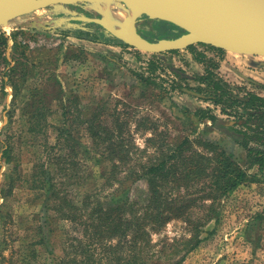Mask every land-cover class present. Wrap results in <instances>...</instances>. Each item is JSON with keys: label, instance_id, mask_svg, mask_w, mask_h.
I'll return each instance as SVG.
<instances>
[{"label": "rangeland", "instance_id": "1", "mask_svg": "<svg viewBox=\"0 0 264 264\" xmlns=\"http://www.w3.org/2000/svg\"><path fill=\"white\" fill-rule=\"evenodd\" d=\"M69 9L98 17L94 11L89 12L82 6ZM52 12L38 11L13 21L5 29L0 28V32L10 38L4 55L7 61L15 64L20 59L28 68L32 64L40 65L39 73L28 81L22 83L17 80L21 78L22 71L14 78L20 85L18 93L8 84L3 87L8 80L4 75L7 64L0 65V133H6L14 140L15 154L21 164L20 173H16L19 175L16 176L17 185L12 195H3L0 199V241L4 237L9 244L8 250L4 252L7 260L11 258L13 250L26 251L23 243L31 233L37 232V222L44 223L43 215L39 218L45 201L43 192L32 189L27 181L33 164L42 157V149L39 141L27 137L22 110L39 89L53 88L56 84L52 81L53 74L59 76L62 88L70 95L68 104H71V109L65 117L60 103L54 102L53 113L46 117L50 125L46 132L50 142L54 143L57 134L55 127L67 123L72 125V134L80 142L79 156L76 157L78 165L74 166L78 175L71 180H64L66 190L75 202H80L83 194L99 190L105 181L106 171L109 170V163L100 161V151L104 148L98 149L95 146L88 130L81 126L76 118L79 115L78 104L84 110L81 118H93L97 115L109 125L117 120L121 125L129 123V126H124L123 136L133 143V151H143L141 159L138 158L139 154H135L132 164L134 169L139 170L140 164L148 162L155 155L158 156V145L149 147L147 142L156 130L159 145H163L164 140H167L169 146H175L184 138H190L196 142L194 149L208 153L205 146L199 145L198 142H215L228 153L234 154L244 169L255 172L249 168L251 160L248 151L227 135L230 130L219 122L213 123L209 119L200 118L197 112L206 110L209 115L219 119L242 122L247 113L245 106L233 104L228 99L222 104L210 101L209 96L216 95L214 85L208 87L203 84L202 78L209 71L214 81L220 82V85L239 98L248 97L252 93L264 97V57L242 56L203 45L196 46L197 53H203V56L186 50L176 54H148L131 47L81 40L72 34L38 29L37 27L46 26L50 22L53 18ZM166 27V22L147 19L139 23V31L146 37L167 38L169 35L166 34ZM15 33L17 41L28 48L26 58L21 56L20 51L13 49L12 37ZM61 49L78 58L63 60L60 57V60H56L55 54ZM147 76H152L156 84H146L144 79ZM186 91L198 92L202 97ZM235 128L246 129L243 124ZM230 133L234 134L233 131ZM44 135L40 134L37 138L42 141L41 136ZM250 147L259 148L255 143H250ZM145 150L147 151L144 152ZM7 173L8 166L2 162L0 188L5 185L9 175ZM69 173L72 174L73 171ZM118 188L116 185L102 191V198H121L120 195H112ZM142 190H146V184L135 183L131 196L142 194ZM221 206L220 222H211L207 227L209 231L215 230L214 234L208 236L205 233V241L189 254L184 264H264V220L255 218L264 208V183L241 187L223 200ZM7 215L13 218V223L8 219L9 223L4 231L3 224ZM63 226L72 230L66 221L58 222L55 233L44 229L45 234L49 236V243L55 244L52 251L57 256L63 253L60 243ZM185 233L184 224L174 221L168 224L161 234L153 235V240L156 242L164 237L179 238ZM36 235L38 234L32 236ZM38 239L39 237H36L32 240ZM48 252L41 249L36 263H46L50 257ZM5 264L9 262L6 261Z\"/></svg>", "mask_w": 264, "mask_h": 264}, {"label": "trees", "instance_id": "2", "mask_svg": "<svg viewBox=\"0 0 264 264\" xmlns=\"http://www.w3.org/2000/svg\"><path fill=\"white\" fill-rule=\"evenodd\" d=\"M169 25L176 29L175 26ZM98 30L63 33L72 34L81 40L130 48L119 40L106 38L100 33V29ZM12 39L13 49L20 51L21 56L26 58L28 48L17 41V33L13 34ZM9 42V36L0 32V65L7 64L4 75L8 78L3 87L8 84L13 87L15 93H18L20 85L14 78L22 71L21 78L17 80L24 83L39 73L40 65L32 64L28 68L20 59L15 64L7 61L4 55ZM186 51L203 56V53H197L196 46H191ZM170 53L176 54L179 51ZM55 55L56 60H60V57L63 60L78 58L63 49L58 50ZM52 77V81L56 83L53 88L39 89L22 110L27 137L39 141L42 149V157L33 164L27 181L30 182L32 189L43 192L45 201L39 218L43 215L44 223L37 222L39 225L36 228L37 232L31 233L28 240L23 243L26 251L13 250L9 260L4 255L9 244L3 237L0 241V264H5L6 261L9 264H34L38 261L41 249L49 251L50 255L44 264H184L189 254L205 241L203 235L214 234L215 230L209 231L207 227L211 222L215 224L220 222L221 202L247 184L264 183V97L249 94L248 97L238 98L239 96H234L220 85V82L214 81L207 71L202 82L208 87L214 85L216 94L215 98L210 100L222 104L228 99L234 104L245 106L247 114L243 118L247 121L243 125L246 129H237L231 121L209 115L206 110H199L197 116L209 119L213 123L219 122L230 132L233 131L234 134L227 132V135L248 151L251 160L249 168L254 169V173L244 169L234 154L228 153L215 142H198L199 145L205 146L208 153L194 149L196 142L190 138H184L175 146H169L167 140H164L166 144L159 145L156 130L147 142L149 147L158 145V156L155 155L148 162L140 164L139 170L134 169L132 164L135 154H139L138 158L141 159L143 151L140 153H136L138 149L133 151V143L123 136L124 126H129V123L121 125L117 120L109 125L101 121L97 115L93 118H81L84 110L78 104L79 115L76 118L80 125L88 130L95 146L98 149L104 148L100 151V161H107L109 170L106 171L105 181L99 190L87 192L83 194L80 202H75L67 192L64 180L65 178L71 180L78 175L74 166L78 165L76 157L79 156L78 150L81 146L72 134V125L67 123L55 127L57 134L54 143L50 142L46 132L50 125L46 117L53 113L52 104L59 102L65 117L69 115L71 109V104H68L70 95L62 88L59 76L53 74ZM144 82L156 84L152 76H147ZM35 96H39L38 99ZM248 121L256 124L248 125ZM43 133L45 135L41 136V141L37 137ZM250 143L257 144L259 148L250 147ZM2 162L8 166L9 175L5 185L0 188V199L3 195L7 197L12 195L17 185L16 176L19 175L21 168L18 155L15 154L14 140L6 133L4 135L0 133V170ZM70 171L73 173L70 174ZM138 182H144L146 190L132 197V186ZM116 185L119 187L118 191L112 195H120L121 198L110 199L109 196L102 198V191ZM6 218L3 224L4 231L9 223L8 219L13 223L10 215ZM255 218L259 221L264 220V208ZM61 221L68 222L72 230H67L63 226L60 242L63 253L57 256L52 251L55 244L49 243L47 239L49 236L45 234L44 229H49V233H55L58 222ZM174 221L182 222L186 233L179 238L164 237L154 242L153 235L161 234L168 224ZM34 234L38 235L34 237L32 236ZM31 237L39 239L34 241Z\"/></svg>", "mask_w": 264, "mask_h": 264}, {"label": "water", "instance_id": "3", "mask_svg": "<svg viewBox=\"0 0 264 264\" xmlns=\"http://www.w3.org/2000/svg\"><path fill=\"white\" fill-rule=\"evenodd\" d=\"M90 2L126 5L132 16L110 25L104 16L91 17L69 9H86ZM43 10L53 11V18L46 26L37 27L40 30L94 32L92 25L106 38L148 54L205 45L237 55L264 57V0H0V28ZM145 19L171 24L176 27L172 32L179 35L150 39L139 31V23Z\"/></svg>", "mask_w": 264, "mask_h": 264}, {"label": "bare ground", "instance_id": "4", "mask_svg": "<svg viewBox=\"0 0 264 264\" xmlns=\"http://www.w3.org/2000/svg\"><path fill=\"white\" fill-rule=\"evenodd\" d=\"M86 6V9L89 12L94 11L93 13H95L98 17H106L110 25L128 20L132 16L130 8L126 5H120L116 3L102 4L99 2H90L87 3Z\"/></svg>", "mask_w": 264, "mask_h": 264}, {"label": "flooded vegetation", "instance_id": "5", "mask_svg": "<svg viewBox=\"0 0 264 264\" xmlns=\"http://www.w3.org/2000/svg\"><path fill=\"white\" fill-rule=\"evenodd\" d=\"M92 29H94V30H96L95 32H97V31H99L98 29L99 28H93V26L92 25H89ZM172 30H173V27H171L169 24H168V27H166V34L167 35H169L168 37H172L174 34H172L173 32H172ZM169 33V34H168ZM90 34H92V33H90ZM143 34V33H142ZM144 35V34H143ZM148 37V36H147ZM150 39H152V38H157V37H149ZM197 46V45H196ZM203 46H205V45H203ZM209 47V46H208ZM211 48V47H210ZM188 92V91H187ZM194 93H196V96H199V97H202V96H200L201 94L200 93H198V92H195V91H193ZM198 94V95H197ZM253 94V93H252ZM256 95H258V96H260L259 94H256ZM235 96V95H234ZM210 98H215V95H210L209 96V100H210ZM239 98V97H238ZM242 99V98H241ZM210 101H212V100H210ZM213 102V101H212ZM233 103V102H232ZM234 104V103H233ZM247 114V113H246ZM242 121V120H241ZM245 121H247V119H245L244 118V120L242 121V122H233V121H231L232 122V124L233 125H235V127L236 126H239V125H241V124H244L245 123ZM252 124V126H254L256 123H254V122H249L248 121V125H251Z\"/></svg>", "mask_w": 264, "mask_h": 264}]
</instances>
